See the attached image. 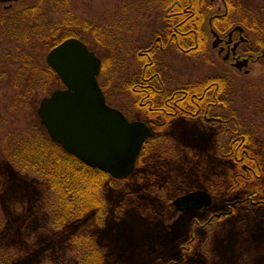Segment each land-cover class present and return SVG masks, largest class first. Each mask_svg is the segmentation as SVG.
I'll use <instances>...</instances> for the list:
<instances>
[{
	"label": "trees",
	"instance_id": "trees-1",
	"mask_svg": "<svg viewBox=\"0 0 264 264\" xmlns=\"http://www.w3.org/2000/svg\"><path fill=\"white\" fill-rule=\"evenodd\" d=\"M223 1L226 5L225 12L228 8V14L217 18L214 15L219 11L212 9L209 0H121L119 10L110 15L101 14L100 19H96H99L98 22L80 18L68 0H39L28 11L22 13L21 21L22 24H28L27 28L22 30V34L17 32L21 31L20 29L14 31L17 37L24 36L27 40L24 48L30 47L29 49L33 50H26L29 56L25 59L26 62H22V66H25L23 75L26 78H23L19 87L25 89L23 91L25 95L19 93V97L31 95L30 90L36 84L34 82L46 79L45 76L52 77L48 91L63 86L60 78L45 60L42 62L43 66L37 63L41 61L36 58L40 51L33 53L36 40L50 38L51 42L56 44L65 37L74 36L95 50L85 34L86 30L91 29L105 47L100 53L95 50L102 59L104 70L108 59L117 57L119 65L129 55V50L123 47L124 43L117 47V43L122 41L121 36L130 32L133 25L140 24L141 19L155 15L148 26L146 33L148 38L136 47L139 69L124 83L125 90L138 108L136 113L139 118L146 120L155 132L153 137L145 141L136 171L129 178L118 180L99 169L87 166L52 140L43 125L30 123L27 127H16L9 131H6V128L5 131L2 129L0 188H3L2 181L14 174L26 175L29 181L51 192L52 196L48 202L50 223L54 231L78 252V261L80 259L87 264H129L125 256L104 255L105 251L99 242L100 234L115 220V215L121 218L124 212L131 208L142 210L144 215L151 217L152 222L161 220L159 211L170 201L171 196L182 191L180 187L185 184V181L177 179L175 174L178 172L179 162L185 159L193 162L202 172L200 185L213 192L223 202L246 196H251L253 202L264 201V116L258 112L259 108L264 109V106H260L258 101L252 103L247 118L244 116L245 111H241L239 107L234 108L232 114L227 116V124L231 125L232 134L228 135L226 164H221L222 161L217 160L218 157L213 160L208 153L200 154L193 148L181 147L172 137L163 133L167 130L168 123L180 115L196 117L193 112L197 110L195 104L197 96L204 95L201 101L204 103L202 110L209 105L210 110L216 105L217 108L229 109L232 108L231 103L236 105L238 100L246 102L250 100L244 97L241 84L237 86L235 75L228 69L214 75L207 74L202 79L188 81L179 87L172 84V79L165 68L167 57L165 53L170 46H167V43L172 35L173 41L169 50L174 49L177 54L182 52L194 56L204 53L208 47L211 27L226 31L230 25L229 15L243 7L249 12L246 23L252 29L253 37L262 41L264 45V2ZM50 9L60 18L56 20L53 18L50 21L47 18ZM24 48L21 49L22 53L26 52ZM116 50L119 52L118 55ZM200 58L197 57L202 61ZM25 81L27 84H23ZM31 81H34L33 84H30ZM33 89L35 90V86ZM103 90L106 94L104 87ZM35 105L36 103L32 106L34 109L30 108L35 111L34 113ZM239 111L241 112L238 113ZM236 118L241 120L233 121ZM6 121L8 122L0 115V123ZM10 122L16 121L13 119ZM221 157L224 156L220 155L219 158ZM130 179H133L134 184H144L145 191L151 190L144 194L129 187H121L117 202L110 203L112 189L117 187V183L123 184ZM18 180L20 182V179ZM25 182L29 188L35 190L31 183L29 184L27 180ZM245 206L246 209L241 203L233 206L232 214L254 210L257 203L247 200ZM183 215L186 221L182 238L188 239L185 242L180 239L175 251L169 253L165 252L164 246L161 252L163 257L157 261L158 264H202L196 257L199 249L195 242V228L201 224V218L194 213ZM6 216L10 221L12 215L9 213ZM2 219L3 216L0 214V231ZM210 231L207 230V235ZM187 234L190 236L186 238ZM217 237L221 239L218 245L221 252V248L224 250L227 248L225 240L227 235L222 233ZM205 248L204 243L202 249L206 255H210ZM8 264H11L10 261Z\"/></svg>",
	"mask_w": 264,
	"mask_h": 264
},
{
	"label": "rangeland",
	"instance_id": "rangeland-1",
	"mask_svg": "<svg viewBox=\"0 0 264 264\" xmlns=\"http://www.w3.org/2000/svg\"><path fill=\"white\" fill-rule=\"evenodd\" d=\"M68 1L74 7L76 15L82 19L87 18L94 22H98L101 14L110 15L113 12L115 13L119 10L121 4V0ZM209 1L213 10L219 11L220 9V12H225L222 0ZM241 14L242 11L234 12L230 18L239 22ZM153 17H155L154 14L151 17L148 16L141 19L140 24L133 25L130 32L121 36L122 41L117 43V47L124 43L123 47L129 50V55L123 61L120 60V66L118 65L117 57L114 56L108 59L106 69L102 70L99 76V82L105 88L108 102L123 111L125 110L131 119L139 118L136 113L138 108L133 103L130 94L125 90L126 85L124 83H126L127 79L134 76L139 69L136 47L148 38L146 33H148V26ZM47 18L51 21L53 18L56 20L60 17H58L57 13L53 14L52 9H50ZM97 18L99 19L96 20ZM14 19L12 18V20L8 21L5 29L4 42L9 46L7 47V52H5L6 46H4L5 48H0V53L3 56L8 53L0 61L1 66L6 68V72H8L6 76L4 75V80L0 79V115L8 120V122L6 121L3 124L0 123V136L2 137V129L4 128L9 131L16 127H27L30 123L42 125L37 112L34 113L35 111L31 110L32 106L36 103L35 109L37 110L40 99L56 89L51 88L48 91L49 87H51V79L48 78L36 80L35 82L31 81L30 84L36 83L34 84L35 90L32 85L31 95L19 97V93L20 95H25L23 92L25 89L19 87V84L23 78H26L23 75L25 66H22V62H26L25 59H28L29 52L26 50L30 47L24 48V44L27 43L24 36H16L14 30L22 29L21 23L23 22L19 19L16 21ZM86 32L87 40L92 44V47L97 52H102L101 49L105 47L100 43V40L91 29L86 30ZM209 37L211 38L212 34ZM168 45L170 46L168 52L165 53L167 56L165 58V68L168 71L169 78L171 77L172 79V84L175 86L182 87L188 81L202 79L207 74L222 73L229 67L228 63L225 64L222 57L219 56L217 50L209 46V40L206 51L196 54L197 56H194V54L185 55L182 52V55L177 54L174 49L169 50L171 43H167ZM34 47L35 51L33 53L35 54L37 51L44 52L45 50L37 40ZM22 48L26 52L22 53ZM3 50L4 52H2ZM29 50L32 51L33 48ZM18 52H21V54ZM116 52V55H118L119 52L117 50ZM41 56L43 57V54H39L38 57L41 62L37 61V63L43 66L44 63L42 62L44 61ZM198 56L201 57L202 61L197 59ZM229 68L236 77L235 83L237 86L240 84L250 85V83L255 86L253 93L244 95L245 98L250 97L249 101L238 100L237 102L236 100L237 104L231 103L232 108L229 109L212 108L211 115L216 112L221 114V117L226 118L223 123L207 122L203 118H189L180 115L168 123L166 126L167 130L163 132L165 135L172 137L176 144L181 147L193 148L200 154L208 153L213 160L218 157L217 160L222 161L221 164L227 163L228 135L232 134L231 125L227 124V116L229 117L232 114L234 108L239 107L241 111H245L244 116L247 118L252 103H256L257 100L262 98L261 96L264 97V65H255L252 73L248 76H244L242 72L240 73L232 67ZM23 84H27V81ZM27 103H29V106H27ZM259 105L261 106V104ZM13 119L16 122H10ZM240 120L241 118L238 120L237 118L233 119V121ZM220 155L224 157L220 159ZM177 170L178 172H175L177 179L185 181L183 187H180L183 192L204 188L200 185L202 172L199 171V168L193 162L186 159L182 160L179 162ZM18 179H20V182ZM25 180L29 184L31 183L30 185H33L35 190L29 188ZM2 187L0 188V214L3 216L2 229L0 231V264L2 262L8 264L9 261L11 264H87L86 261L84 263L80 259L78 261V252L74 251V247L72 248L59 233L54 231L49 220L51 215L48 202L52 196L51 192L29 181L26 175L14 176V174H11L9 178H5L2 181ZM121 187H129L133 191L137 190L144 194L151 190L145 191V185L134 184L133 179L123 184L117 183V187L112 189V192L110 191V203L114 204L117 202ZM28 192L29 194H27ZM138 199L140 200L139 195ZM218 202L216 201L212 206L214 212L217 213L222 207V201L219 199ZM242 212L231 213L223 217L214 216L211 220H209L205 209L192 212L201 218L198 217L201 224L209 220V225L207 226L211 230L209 235L206 234L207 227L204 229L199 228V233L195 232V234L199 235V255H196L198 261L202 262V264H264V207H257L254 210ZM9 213L12 215L10 221L7 220L6 216ZM160 213L161 221L159 220L157 223L152 222L150 216L144 215L142 210H137L136 208L127 209L121 218H117V215H115V220L111 225L105 227V230L99 236L102 250L105 251L103 252L104 255L116 254L118 257L125 256L129 264H158L155 258L164 246H166L164 247L165 252L169 253L175 251L180 239H182V242L188 239L187 237V239L182 238L184 235L182 227L185 225L184 221H186L184 213L179 212L171 201L164 205ZM222 233L227 235L225 239L227 248L225 250L221 248V252H219L218 245L221 239L217 235ZM204 243L205 251L210 252V255H206V252L204 253L202 249ZM80 246L84 249L82 245Z\"/></svg>",
	"mask_w": 264,
	"mask_h": 264
},
{
	"label": "water",
	"instance_id": "water-1",
	"mask_svg": "<svg viewBox=\"0 0 264 264\" xmlns=\"http://www.w3.org/2000/svg\"><path fill=\"white\" fill-rule=\"evenodd\" d=\"M234 29L242 28L237 25ZM213 34L217 46L220 39L216 31ZM46 60L64 84L43 96L37 107L50 138L87 166L116 179L130 176L145 140L154 133L144 121L130 120L107 103L98 81L101 58L80 38L69 37L51 48ZM211 203L212 195L203 189L173 200L180 211Z\"/></svg>",
	"mask_w": 264,
	"mask_h": 264
},
{
	"label": "flooded vegetation",
	"instance_id": "flooded-vegetation-1",
	"mask_svg": "<svg viewBox=\"0 0 264 264\" xmlns=\"http://www.w3.org/2000/svg\"><path fill=\"white\" fill-rule=\"evenodd\" d=\"M38 1L39 0H0V48H2V47L5 48L4 46H6V51L5 52H7V47H9L4 42L5 29H6L8 21L12 20V18H15L14 19L15 21L17 19H19L21 21L22 20L21 19L22 13L24 11H28V9L33 7L34 4L38 3ZM256 1L264 2L263 0H256ZM222 2L224 3L223 0H222ZM224 6H225V11H226L225 3H224ZM238 11H242V14H241L242 16H241V19H239V20L240 21H245V23L244 22L234 21V19L230 18L231 15H233V13H231L229 15V17H228L229 20H230L229 21L230 23H228V24H230V25L227 27V30L226 31H222V30H217L215 27H211L212 37L211 38L209 37L208 40H209V46L212 49L217 50L219 56L222 57V59L224 60L225 64L228 63L229 67L234 68L235 70L239 71L240 73L242 72L244 76H248V75H250L252 73L255 65H257V64L264 65V45H263L262 41H259V40H257L256 38L253 37L252 29L246 23V18H247V15H249V12H247V10L244 9V7L242 9L238 10ZM226 14H228V8H227V12H220V9H219V12L216 13L214 16L217 18V17H223ZM27 25H28L27 23L22 24V29H20V30L22 31L24 28H27L26 27ZM237 25H240L242 29H234L235 26H237ZM213 30L217 32V34L219 36V39H220V41L218 42L217 46H215L214 43H213L214 40H215V35L213 34ZM21 31H20V33H22ZM69 37H73V36H69ZM69 37H65V38L61 39L56 44L52 43L50 38H46V39H43L42 41H38L42 45L43 49H45L44 52H40V54H43V57L41 56L42 59L45 60L46 64L54 72H55V70L47 63L46 55H47V53L49 52V50L51 48H53L55 45L59 44L60 42H62L63 40H65L66 38H69ZM172 38H173V35L170 37L169 43H171L173 41ZM158 40H160V37L158 38ZM91 50H93V49H91ZM93 51L95 52V50H93ZM2 52H4V50ZM45 52H46V54H45ZM6 54H8V53H5V55ZM225 55H227V59H224ZM4 56L2 55V53H0V61L2 60V58ZM38 57L36 56L37 60L39 59ZM0 67H1L0 79L2 78L4 80V75L6 76V74L8 72H6V68H3L1 66V63H0ZM229 67H228V70L230 69ZM57 76L59 77L58 74H57ZM47 77H48V79L52 78V77H49V76H45L46 79H47ZM241 80L243 81V79H241ZM62 84H63V82H62ZM241 86H242V90H244L243 95H245V94L250 95L251 93L254 92L255 86H253L252 83H250V85L241 84ZM61 87L62 86H57L55 88H61ZM208 94H210V93L208 92ZM203 96L204 95L197 96V102L195 103L197 105V110H196V112H193L194 115L196 114L195 118H203L207 122H211V121L219 122V123L225 122L226 118L225 117H221V114H217L216 112H214L211 115V110L209 109L210 105H209V107H206V108H204L202 110V104H204V103H202L201 101L203 100ZM210 96H213V94H210ZM261 97L262 98H260L257 101H258V104H261L262 106H264V97L263 96H261ZM247 98H250V97H247ZM211 104L213 105L214 103H211ZM219 105L220 104H218V106ZM113 106L117 107L116 105H113ZM123 112L125 113V115L127 114L125 111H123ZM258 112H260L261 115L264 116V109L263 108L258 110ZM126 116H128V115H126ZM134 120H142V121H144L145 123H147L149 125V123L146 120H144V119L134 118ZM263 121H264V119H263ZM149 127L152 130L150 125H149ZM152 132L155 134V132L153 130H152ZM136 168H137V166H135V169L132 172V174L136 171ZM197 189L206 190L212 195V203L210 205H205V206H203L201 208H196V209H193V210H190V211H180V210H178L175 207V205L173 204V200L177 196L185 194V193L190 192V191H187V192L181 191V192L177 193L176 195L171 196L170 197L171 198L170 201L174 205V207L181 213H192L195 210L205 209L206 212L208 213L207 216L209 217V220H211L214 216L221 217V216H227L228 214H231L233 212V206H236L239 203H241V205L243 207H245V209H246L245 205H246L247 200H251V203H254V204L257 203V207H262L264 205V201L263 200L257 201V202H253L251 196H246L245 198H241V199H237V200H233V201H225V202H223L218 197L222 201V207H221L220 211L217 213V212H214V210H213L214 208L212 207L216 201L217 202L219 201V199L217 198V195H215L213 192H211L210 190H208L206 188H197ZM197 189H195V190H197ZM191 191H194V190H191ZM218 203H220V202H218ZM160 219H161V217H160ZM208 221H207V223H202L201 225H197V227H196L197 230L199 228L204 229L206 227L208 229H210L207 226V225H209ZM157 222H155V223H157ZM196 228H195V232L199 233V230L197 231ZM182 229H183V227H182ZM206 234H207V231H206ZM185 237H188V234ZM198 237H199V235L195 234V242H196L197 248L199 247L198 246ZM161 252H162V249L160 250V252L157 254V256L155 258L156 262L160 258L163 257Z\"/></svg>",
	"mask_w": 264,
	"mask_h": 264
}]
</instances>
